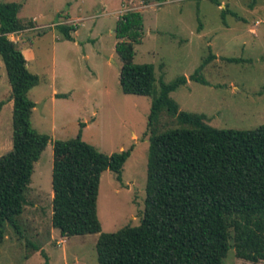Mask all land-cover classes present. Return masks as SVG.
Instances as JSON below:
<instances>
[{
    "label": "rangeland",
    "instance_id": "374dc122",
    "mask_svg": "<svg viewBox=\"0 0 264 264\" xmlns=\"http://www.w3.org/2000/svg\"><path fill=\"white\" fill-rule=\"evenodd\" d=\"M218 1L219 7L210 0H0L19 4L18 19L24 24L32 21L39 31L28 38L11 35V40L38 77L28 92L34 103L31 126L49 137L34 164L27 204L18 220L21 235L6 228L0 264H43L46 258L49 264H98V234L66 238L51 226L52 144L74 139L80 132L81 140L101 153L130 150L121 182L110 171L100 176L101 232L140 224L151 98L124 94L119 85L121 61L115 45L127 40L117 37L123 13L141 17L140 29L129 39L133 63L153 66L155 92L161 82L184 76L187 82L169 94L181 111L203 114L216 129L264 125V0ZM59 24L76 27L71 40L63 38L56 28ZM210 54L215 59L202 70L207 84L190 81L188 77ZM176 127L161 113V131ZM11 136V92L0 59V157L10 151ZM224 264L264 261L237 258L231 247Z\"/></svg>",
    "mask_w": 264,
    "mask_h": 264
},
{
    "label": "trees",
    "instance_id": "16d2710c",
    "mask_svg": "<svg viewBox=\"0 0 264 264\" xmlns=\"http://www.w3.org/2000/svg\"><path fill=\"white\" fill-rule=\"evenodd\" d=\"M158 2L160 0H157ZM217 7L218 0H210ZM19 4L0 2V59L12 100V145L0 157V244L6 228L21 235L18 220L27 204L34 164L49 143L30 122L34 103L28 92L38 84L17 43L9 35L35 29L22 23ZM138 13L117 21L115 52L121 61L119 85L124 94L151 98L145 135L148 140L144 210L140 224L102 233L97 217L100 176L121 169L130 150L104 154L81 140L52 144L51 226L61 237L98 234V264H224L233 247L237 258L264 261V125L251 130L216 129L203 114L181 111L169 94L187 82L180 76L154 91V68L133 63L132 35L140 29ZM71 40L73 25H56ZM188 77L206 85L202 70ZM236 62L235 59H227ZM165 113L176 128L161 131ZM46 258V257H45ZM43 264H49L46 258Z\"/></svg>",
    "mask_w": 264,
    "mask_h": 264
},
{
    "label": "water",
    "instance_id": "95a60500",
    "mask_svg": "<svg viewBox=\"0 0 264 264\" xmlns=\"http://www.w3.org/2000/svg\"><path fill=\"white\" fill-rule=\"evenodd\" d=\"M38 32H39V31L37 30V31L31 32V33H24V34H21V35H20V38H28V37H31V36L37 35Z\"/></svg>",
    "mask_w": 264,
    "mask_h": 264
},
{
    "label": "crops",
    "instance_id": "0c3cea01",
    "mask_svg": "<svg viewBox=\"0 0 264 264\" xmlns=\"http://www.w3.org/2000/svg\"><path fill=\"white\" fill-rule=\"evenodd\" d=\"M147 5H149V4H147ZM69 20V19H68ZM76 28V27H75ZM9 37V39L11 40V35H9L8 36ZM20 37V36H19ZM12 41V40H11ZM14 42V41H13ZM14 43H16V42H14ZM20 48V47H19ZM21 49V48H20ZM21 52H22V54L24 55V53H23V51L21 50ZM24 58H25V55H24Z\"/></svg>",
    "mask_w": 264,
    "mask_h": 264
}]
</instances>
